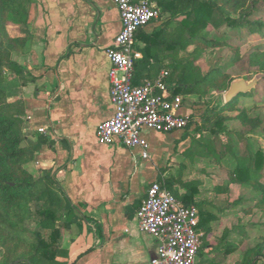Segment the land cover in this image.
<instances>
[{
    "label": "crops",
    "instance_id": "crops-1",
    "mask_svg": "<svg viewBox=\"0 0 264 264\" xmlns=\"http://www.w3.org/2000/svg\"><path fill=\"white\" fill-rule=\"evenodd\" d=\"M149 1L157 5L159 0ZM164 19L154 20L138 32L137 49L144 45L142 34L152 33ZM29 28L32 36L25 52L15 53L13 58L34 80L12 101L24 103V112L16 116L25 144L39 145L29 165L31 171L51 170L83 217L80 231L77 223L70 229L68 264L90 248L77 264H150L158 243L140 231L137 212L152 182L170 179L183 194L187 191L184 184L196 181V199L214 206L211 196L223 194L215 189L223 182L211 184L213 174L203 171L204 167L194 169L189 158H183L193 139L201 135L193 127L169 133L147 130L144 136L150 159L119 141L113 145L98 142L97 126L114 113L111 62L106 54L121 30L114 0H33ZM12 34L17 35V30ZM151 53L143 81L167 70L172 61L165 47L153 46ZM152 135L164 137L163 144H156ZM205 135L208 137L204 132L202 138ZM204 142L200 144L203 148ZM175 150L183 160H175ZM170 161L183 163L180 174L168 168ZM215 208L220 218L221 207ZM211 234L206 238L207 252L214 245Z\"/></svg>",
    "mask_w": 264,
    "mask_h": 264
},
{
    "label": "trees",
    "instance_id": "trees-1",
    "mask_svg": "<svg viewBox=\"0 0 264 264\" xmlns=\"http://www.w3.org/2000/svg\"><path fill=\"white\" fill-rule=\"evenodd\" d=\"M32 1L0 0V264H68L69 252L62 245L63 230H70L77 223L80 231L83 217L51 170H44L40 174L31 171L29 165L39 145L25 144L16 116L24 112V103L21 99L12 101L29 81L34 80L31 72L13 58L15 53L25 52L32 36L29 28ZM155 6L159 9V18L165 16L166 19L150 34H142V28L137 31L136 35L142 31L144 45L139 49L145 57L136 63L134 83L144 82V69L150 64L153 46L165 47L172 57L166 68L174 94H193L197 84L203 85L206 90L224 92L234 79L224 67L218 66L194 84L182 82V76L177 78V82L174 81L173 73L174 76L178 74V58L189 46H193L197 52L223 46L234 49L228 40L212 34L223 26L235 30L238 37L242 35L243 29L250 32L264 30V21L256 17L257 13L264 10V0H159ZM9 26L16 27L17 35L9 31ZM243 95L208 106L199 116V123L196 122L198 116H195V111L187 110L186 113L191 115L189 128L208 133L206 141L202 143L208 154L214 151L224 156L225 150L222 147L216 150L210 145L220 142L223 133H229L228 120L235 118L243 123L254 120L256 128L260 127L261 122L250 118L247 110L240 111L234 117L229 114L239 109ZM262 129L264 131V126ZM234 157L237 162L227 171V186L219 185L216 191L229 192L230 184L251 187L256 193L254 205L243 206L242 210L245 214H251L253 209H258L264 216V181L260 177L264 165L262 152H258L255 159L238 153H234ZM159 182L184 205L198 208L199 229L204 231L206 241L207 236L214 231L213 222L218 220L219 212L216 206L196 199L198 183L186 182L184 185L187 191L180 194L174 189L172 180L159 178ZM34 222H37L38 227L30 226ZM231 242L226 237L222 238L218 244L212 245L210 252L205 251L206 242L205 248L199 253V264H220L221 259L234 252ZM91 250H86L70 264H77ZM259 262L264 264V236L253 248L247 250L244 259L237 264Z\"/></svg>",
    "mask_w": 264,
    "mask_h": 264
},
{
    "label": "built area",
    "instance_id": "built-area-1",
    "mask_svg": "<svg viewBox=\"0 0 264 264\" xmlns=\"http://www.w3.org/2000/svg\"><path fill=\"white\" fill-rule=\"evenodd\" d=\"M121 17V30L106 49L111 62L109 79L113 115L96 129L103 145L117 141L138 148L150 159L145 131L169 133L189 127L191 115L184 113L183 96L174 94L169 71L135 84L136 63L143 56L135 44L139 29L159 18V9L149 0H114ZM139 229L158 243L150 264H199L205 233L199 229L200 214L195 206L184 205L167 187L152 182L137 212Z\"/></svg>",
    "mask_w": 264,
    "mask_h": 264
},
{
    "label": "rangeland",
    "instance_id": "rangeland-1",
    "mask_svg": "<svg viewBox=\"0 0 264 264\" xmlns=\"http://www.w3.org/2000/svg\"><path fill=\"white\" fill-rule=\"evenodd\" d=\"M256 15L264 21V10ZM9 31L15 33L16 27L9 26ZM212 34L223 40H228L234 49H231L230 46H223L214 50L207 49L204 52H197L193 46H189L187 51H182L181 57L178 58V71L180 72L177 71L176 76L173 73L172 79L174 81L177 82V78L182 76V82L189 85L194 84L209 70L218 66L224 67L226 72L234 78L251 79L256 73L264 72L262 71L264 69V30L250 32L243 29L242 35L238 37L235 30L223 26L220 30L213 31ZM224 92L215 89L206 90L203 85L197 84L193 94L181 93L185 105L183 112L186 113L188 109L194 110L195 116H198L196 122L199 123V116L208 106L224 102ZM238 108L237 111L229 114L234 117L240 111L247 110L250 118L261 122L260 127L256 128L254 120L243 123L240 119H230L227 121L229 133H223L220 136V142H213L210 145H213L212 147H215L216 150L222 147L225 150L224 156L221 157L214 151L208 154L200 146L201 142L204 139L206 141L207 138L206 135L202 138L204 133L201 130L198 131L201 137H195L191 148L187 151V155H183L184 159L189 158L188 163L190 166L204 167L203 171L213 174L211 184L224 182L222 187L227 186V171L229 168L234 167L237 162L234 153L241 156L250 155L251 158L255 159L257 153L262 152L264 157V131L262 129V126H264V78L258 82L252 91L241 97ZM151 139H154L156 144L161 145L164 137L152 135ZM180 155L175 150L173 154L176 157L175 160L177 158L183 160ZM182 166L183 163L176 161H170L168 164V168L176 169L175 173L177 175L180 174ZM260 177L264 181V165ZM208 197L210 198V196ZM255 197L256 193L251 187L240 184H233L232 190L230 188L229 192L223 193L221 196H211L214 204L221 207L220 214L222 216L214 223V231L211 234L210 242L218 244L222 238L226 237L228 240H232L230 246L235 248L232 254L221 259L220 264H237L244 259L247 250L253 248L264 236V216L262 213L258 209H253L251 214H245L242 210L243 206H253ZM30 226L36 228L38 224L34 222ZM72 235L71 230H63L62 245L64 249H67L68 238ZM206 242L204 239L201 251L205 248ZM258 264H262V262Z\"/></svg>",
    "mask_w": 264,
    "mask_h": 264
},
{
    "label": "water",
    "instance_id": "water-1",
    "mask_svg": "<svg viewBox=\"0 0 264 264\" xmlns=\"http://www.w3.org/2000/svg\"><path fill=\"white\" fill-rule=\"evenodd\" d=\"M263 78H264V72L256 73L251 79H245L243 77L234 78L231 81L229 88L223 94L224 103L228 102L234 96H237L239 94L249 93L256 87L258 82Z\"/></svg>",
    "mask_w": 264,
    "mask_h": 264
}]
</instances>
